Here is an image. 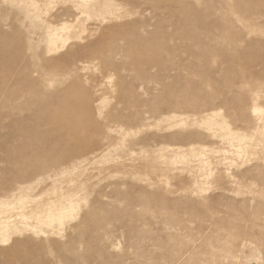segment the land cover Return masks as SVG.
Returning a JSON list of instances; mask_svg holds the SVG:
<instances>
[{
  "label": "rangeland",
  "instance_id": "rangeland-1",
  "mask_svg": "<svg viewBox=\"0 0 264 264\" xmlns=\"http://www.w3.org/2000/svg\"><path fill=\"white\" fill-rule=\"evenodd\" d=\"M31 14L33 18L28 17ZM49 23L51 34L45 38L38 26ZM0 35L8 37L9 45L5 50L0 43V54L20 56L33 69L37 67L39 72L33 73L32 78L41 88L46 86L45 89L57 92L84 78L80 81L83 87L101 88L105 111L116 106L126 117L140 114L126 109L125 100L120 102L119 72L127 74L132 69V72H156L147 51L165 60L164 52L173 50L185 62L191 55L201 53L210 58L214 70L222 65V71L234 67L246 74L243 85L252 89L250 102L261 108L258 124L247 125L237 117H227L241 135L231 142L209 137L204 124L195 122L199 115L182 113L164 122L150 119L153 125L149 126L141 119L142 111L143 116L134 119V126L123 124L132 133L123 139L113 132L112 143L116 146L112 145L105 155L108 160L85 162L59 177L55 185L42 184L43 200L66 194L70 188L78 189L79 215L94 213L102 222L83 230L84 235L90 236L87 239L91 244L87 245L85 240L79 243L78 231L73 230L80 224V217L75 220L66 217L58 226L62 236L57 238L64 243L71 236L76 237V254L71 255L67 250L68 255H58L55 247L50 246L42 251L41 261L45 264L48 261V264H258L256 256L261 253L260 264H264V0H0ZM69 52H84L90 59L79 62L76 70L68 74L69 70L64 68L71 60L64 57ZM51 59L60 60L61 64L49 62ZM197 60V57L191 59ZM115 65L124 68V72L115 70ZM86 76L95 80L87 82ZM42 80L47 84L43 86ZM167 80L169 87L162 91L163 97L180 95L182 92L178 90L189 86H185L184 80L172 84V78ZM132 84L137 87V80ZM151 88L154 92L160 90L157 84ZM34 98V94L26 93L7 102L9 107L0 112V137L7 132L5 125L27 117L24 107ZM55 103L66 105L61 97ZM219 113L220 119L226 118L227 109L221 108ZM181 120L189 130L205 131L201 145L191 148L152 142L153 146H146L138 141L144 134H172L182 129L183 125H175ZM2 157L0 152L1 167L6 165ZM8 167L12 166L8 164ZM124 182L144 185L154 197L136 201L140 194L130 188V196L125 194L127 188L115 197L101 194L105 189L110 190L111 185L121 186ZM97 201L107 206L100 207ZM17 207L13 206L19 213ZM46 227L47 224H42V228ZM104 237L111 244L100 248V239ZM194 248L196 252L192 255ZM184 250H188L186 257L178 259Z\"/></svg>",
  "mask_w": 264,
  "mask_h": 264
},
{
  "label": "bare ground",
  "instance_id": "bare-ground-1",
  "mask_svg": "<svg viewBox=\"0 0 264 264\" xmlns=\"http://www.w3.org/2000/svg\"><path fill=\"white\" fill-rule=\"evenodd\" d=\"M28 17L33 18V15H28ZM51 26V23L38 26L45 38H49ZM31 36L29 34L30 39ZM0 43H2L3 49L7 50L9 47L8 37L0 35ZM142 45L144 46V44ZM30 49H34V47L31 46ZM47 51H52V49ZM5 53L0 54V112L9 107L7 102L17 99L23 94H34L35 98L24 107V111L28 114L27 117L5 125L3 128L7 132L0 137L2 142L0 152H2L3 163L6 164L2 167L0 165V264H45L40 260L41 253L48 250L50 246L55 247L58 255H68L67 250L70 251L69 254L75 255L77 252L74 250L76 237L73 239L71 236L64 243L58 240L62 236L61 228L58 226L62 225L66 217L72 219L80 217V224L73 230L78 231L79 243H84L85 240L89 245L90 242L87 238L90 236L84 235L86 234V232L84 233L85 228L97 225L101 218L94 213L79 215L81 206L77 199L78 189L70 188L66 194H60L54 199L43 200L42 194L45 190H43L44 185L42 184L46 182L47 185H55L59 177L62 175L64 177V174L69 170H76L85 162L93 163L98 159L108 160L105 155L114 145L112 143L113 132L116 131L121 135V138L125 139L124 137L132 130L129 131L130 128L123 126H134V119H137L142 111L144 116L141 115L143 117L140 116V118L149 126L153 125L150 119L157 118L160 122H164L182 113L199 115L200 117L196 118L195 122L200 125L204 124L202 125L203 129L209 131V137H220L227 142H231L230 140L235 136L241 137L240 132L232 127L227 117H237L247 125L260 122L261 108L253 101L250 102L252 89L243 85L246 74L234 67L222 71L223 63H221V68L219 66L220 69L214 70L210 58L201 53L191 55L190 59L185 62L173 50L164 52L165 60H161L160 56L153 51H147V57L154 61L156 72L151 73L149 70L146 73L132 72V68H130L132 71L127 74L119 72L118 97L121 99L120 102L126 101V109L135 110L136 115L140 114L136 117L133 115L126 117L124 111L116 106L105 111L103 96L99 92L101 88L83 87L80 81L84 78H78L71 86L57 89V92L45 89L46 86L41 88L42 85H38L37 80L32 78L33 73L39 72L37 67L33 69L20 56H12L11 53L4 55ZM100 55L102 54L100 53ZM195 57L198 60L191 61ZM64 58L71 60L64 68L69 70L68 74L72 70H76L79 62H86L90 59L84 52L81 54L69 52ZM49 62L61 64V61L57 59H51ZM114 69L121 70L122 68L115 65ZM123 70L124 68L122 72H124ZM112 75L114 74L112 73ZM192 77L193 79L190 80ZM196 77L199 82H195ZM230 77L233 79L231 82L229 81ZM167 78H172L171 84L172 81L184 80L185 86L189 84L184 89L186 92L179 89L178 91H181L182 94L163 97L165 92L162 91H167L169 87ZM85 80L91 82L95 80V77L90 79L89 76H86ZM135 80L138 82L137 87L132 84ZM42 82L44 86L45 83L43 80ZM48 83L50 84V82ZM152 84L159 85L160 90L154 92L151 88ZM208 86L212 88L208 89ZM114 87L116 88V86ZM139 91L143 93L140 94ZM57 97H61L66 105H56ZM221 108L227 109L226 118L220 119L219 110ZM17 109L19 108L17 107ZM139 123L136 121V124ZM175 125L183 126L182 129L169 135L144 134L138 138V141L146 146H150L152 142L158 144L165 142L182 147L191 146V148L201 145L204 141L201 140L205 133L204 130V133L202 130H189L184 126L183 120L178 121ZM214 126H220L226 130L223 132ZM123 130L125 133L122 132ZM8 164L12 167H8ZM133 174L135 175L137 172ZM109 188L111 189H105L101 194L115 197L125 193L123 190L126 188L128 190L125 194H128L130 188L137 190L140 194L135 197L136 201H140L142 197H154L153 193L148 192L147 187L144 185L135 186L132 182L121 183V186L111 185ZM98 204L100 207L107 206L103 202H98ZM15 205L18 206L20 214L13 208ZM42 224H47V227L42 228ZM43 234L50 236H43ZM109 240L107 237L100 239V248L111 244ZM187 252L188 250H184L178 259L186 257ZM195 252L196 248L192 255H195ZM256 258L260 264L263 256L258 253ZM48 263L49 261L46 264Z\"/></svg>",
  "mask_w": 264,
  "mask_h": 264
}]
</instances>
